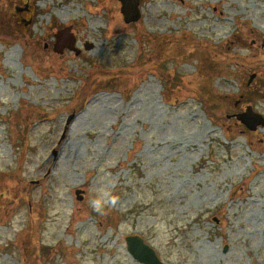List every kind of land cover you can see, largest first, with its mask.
Returning <instances> with one entry per match:
<instances>
[{"label":"rangeland","instance_id":"rangeland-1","mask_svg":"<svg viewBox=\"0 0 264 264\" xmlns=\"http://www.w3.org/2000/svg\"><path fill=\"white\" fill-rule=\"evenodd\" d=\"M120 6L0 0V264H264V0Z\"/></svg>","mask_w":264,"mask_h":264},{"label":"water","instance_id":"water-1","mask_svg":"<svg viewBox=\"0 0 264 264\" xmlns=\"http://www.w3.org/2000/svg\"><path fill=\"white\" fill-rule=\"evenodd\" d=\"M120 12L125 23L136 22L140 18V9L138 0H119ZM70 27L60 29L56 34V43L54 44V51L61 53L64 48L74 49V38L68 33ZM78 53V50H76ZM235 117L243 123L249 130H255L258 126L264 125V118L251 110L250 106L246 108L245 112L236 114ZM80 193V190L75 192ZM81 196H79V199ZM128 253L138 261L140 264H164L155 253L154 249L147 245L139 236L126 237Z\"/></svg>","mask_w":264,"mask_h":264},{"label":"bare ground","instance_id":"bare-ground-1","mask_svg":"<svg viewBox=\"0 0 264 264\" xmlns=\"http://www.w3.org/2000/svg\"><path fill=\"white\" fill-rule=\"evenodd\" d=\"M96 102H97V103H96L95 107L93 108V106H92V107H90V109H88L87 111H90L91 109H96L97 112L100 111L102 114H105V113H106V115H107L108 110H106V108H108V105H109V107L111 106V105H110V102H112V100H110V102H109V101L106 100V99H99V100H97ZM108 103H109V104H108ZM108 109H109V108H108Z\"/></svg>","mask_w":264,"mask_h":264}]
</instances>
